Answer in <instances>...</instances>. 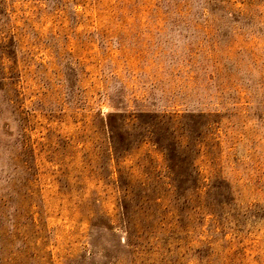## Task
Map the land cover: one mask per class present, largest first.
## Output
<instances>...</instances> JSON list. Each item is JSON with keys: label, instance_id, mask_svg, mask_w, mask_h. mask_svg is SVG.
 Returning <instances> with one entry per match:
<instances>
[{"label": "rangeland", "instance_id": "rangeland-1", "mask_svg": "<svg viewBox=\"0 0 264 264\" xmlns=\"http://www.w3.org/2000/svg\"><path fill=\"white\" fill-rule=\"evenodd\" d=\"M0 264H264V0H0Z\"/></svg>", "mask_w": 264, "mask_h": 264}, {"label": "trees", "instance_id": "trees-1", "mask_svg": "<svg viewBox=\"0 0 264 264\" xmlns=\"http://www.w3.org/2000/svg\"><path fill=\"white\" fill-rule=\"evenodd\" d=\"M223 202H226V201H223Z\"/></svg>", "mask_w": 264, "mask_h": 264}]
</instances>
